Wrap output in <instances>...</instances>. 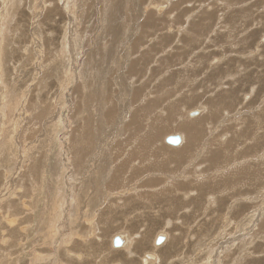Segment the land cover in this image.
<instances>
[{
  "label": "rangeland",
  "instance_id": "rangeland-1",
  "mask_svg": "<svg viewBox=\"0 0 264 264\" xmlns=\"http://www.w3.org/2000/svg\"><path fill=\"white\" fill-rule=\"evenodd\" d=\"M0 264H264V0H0Z\"/></svg>",
  "mask_w": 264,
  "mask_h": 264
},
{
  "label": "bare ground",
  "instance_id": "bare-ground-1",
  "mask_svg": "<svg viewBox=\"0 0 264 264\" xmlns=\"http://www.w3.org/2000/svg\"><path fill=\"white\" fill-rule=\"evenodd\" d=\"M226 12V11H225ZM201 109V111L203 110L202 108H200ZM200 109L199 108H197V109H194V110H197L196 111V113L198 112V114L200 113ZM194 110H192L191 109V111L189 110L188 111V113H193V112H195ZM240 114V113H239ZM189 115V114H188ZM192 116V115H191ZM170 134V133H169ZM180 134V133H179ZM168 135V134H167ZM167 135H165L164 136V138H163V140L165 141V138H166V136ZM181 135V142H180V144H177V145H172L171 147H178V146H180V145H182L181 143L183 142V140H184V137H183V134H180ZM78 145V144H77ZM97 145V144H96ZM73 159V158H72ZM243 170V169H242ZM108 172V171H107ZM109 177V176H108ZM55 180V179H54ZM59 212V211H58ZM56 214V213H55ZM55 217V216H54ZM56 219H57V216H56ZM4 224V223H3ZM116 234H118V235H121L123 238H124V242L122 243V245H121V247L120 248H124V247H127L129 244H131L132 243V240H130V237H129V235L126 233V232H118V233H116ZM116 234H114V235H116ZM158 234V233H157ZM114 235L112 236V238H111V240H110V245L109 246H111V248H113V249H119V248H114L113 247V244H112V239H113V237H114ZM167 235V234H166ZM168 236V235H167ZM156 237V236H155ZM166 238H168V237H166ZM167 240V239H166ZM165 240V241H166ZM164 241V242H165ZM163 243H161V245H162ZM153 245L154 246H157V245H160V244H156L155 243V238H154V241H153ZM126 249V248H125ZM129 249V248H128ZM72 251V250H71ZM31 253V252H30ZM146 254V253H145ZM146 259H149V260H152V259H154V258H156L155 257V254H153L152 252L150 253H148L146 256ZM144 257V258H145ZM36 258V257H35ZM59 261V260H58ZM144 262H146L147 263V260H144Z\"/></svg>",
  "mask_w": 264,
  "mask_h": 264
},
{
  "label": "water",
  "instance_id": "water-1",
  "mask_svg": "<svg viewBox=\"0 0 264 264\" xmlns=\"http://www.w3.org/2000/svg\"><path fill=\"white\" fill-rule=\"evenodd\" d=\"M196 111L197 110H195V112L193 113H190V115L192 116L196 115L198 113V112L196 113ZM181 139L182 138L179 133H173V134L166 136L165 142L171 145H177V144H180ZM164 237H165L164 235H158L155 243L161 244V242L164 240ZM123 242H124V238H121L120 235H116L113 239V246L115 247L121 246Z\"/></svg>",
  "mask_w": 264,
  "mask_h": 264
},
{
  "label": "crops",
  "instance_id": "crops-1",
  "mask_svg": "<svg viewBox=\"0 0 264 264\" xmlns=\"http://www.w3.org/2000/svg\"><path fill=\"white\" fill-rule=\"evenodd\" d=\"M195 111V110H194Z\"/></svg>",
  "mask_w": 264,
  "mask_h": 264
}]
</instances>
